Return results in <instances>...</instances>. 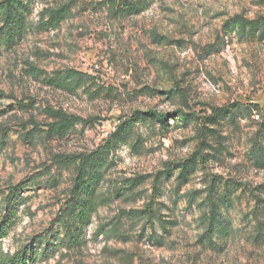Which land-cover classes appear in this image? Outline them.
Here are the masks:
<instances>
[{
  "label": "rangeland",
  "instance_id": "374dc122",
  "mask_svg": "<svg viewBox=\"0 0 264 264\" xmlns=\"http://www.w3.org/2000/svg\"><path fill=\"white\" fill-rule=\"evenodd\" d=\"M26 1L0 44L2 250L36 248L31 264H264V0H150L130 15L126 0ZM51 109L76 119L51 130ZM93 150L95 211L72 245L76 165Z\"/></svg>",
  "mask_w": 264,
  "mask_h": 264
},
{
  "label": "trees",
  "instance_id": "16d2710c",
  "mask_svg": "<svg viewBox=\"0 0 264 264\" xmlns=\"http://www.w3.org/2000/svg\"><path fill=\"white\" fill-rule=\"evenodd\" d=\"M112 3H116L115 0H111ZM150 0H126L124 5L121 6V12L127 14H138L145 10L149 6ZM118 4V3H116ZM28 1L26 0H0V44L10 45L13 42L16 35V27L19 26L16 23V19H20V15L23 10L27 9ZM120 5H118L119 8ZM120 11V10H119ZM67 12V6L62 5L59 9L54 11L51 15L48 26L55 27L59 22L64 19ZM21 28V26H19ZM229 108L226 106L213 108V113L218 117L220 114L228 113ZM152 116L157 117L159 120L164 121L167 114L158 113L155 111H147ZM181 112V111H178ZM49 115L56 120L49 125L51 130H60L70 127L76 119L74 115H68L63 111L50 110ZM183 113H180V116ZM128 122V121H125ZM124 122V123H125ZM120 125L117 127L119 128ZM262 130L259 133V144H256V161L255 165L259 168H264V124L261 125ZM97 154V150L90 152H83L79 156V161L76 165V177L74 180L73 190L75 192V214L71 227H65V235L68 242L72 245L79 244L81 240V234L87 221L90 219L92 213L95 211V193L96 185L100 177V170L96 167H89V164L93 161ZM178 166L179 163H177ZM171 169V168H168ZM263 191H264V184ZM19 196L16 200L12 201L11 207L14 209L18 204ZM264 204V199L258 197ZM264 217V205H261L260 211ZM13 213L4 215L0 219V264H31L35 262L39 251L36 248H28L23 246L20 249L15 250L12 253L4 252L1 248V238H3L9 229V225L12 222ZM264 224V220L262 221ZM227 227H225V231ZM229 232V231H228Z\"/></svg>",
  "mask_w": 264,
  "mask_h": 264
}]
</instances>
